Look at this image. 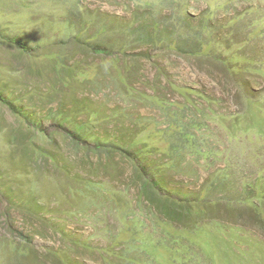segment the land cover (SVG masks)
Listing matches in <instances>:
<instances>
[{"label": "rangeland", "instance_id": "obj_1", "mask_svg": "<svg viewBox=\"0 0 264 264\" xmlns=\"http://www.w3.org/2000/svg\"><path fill=\"white\" fill-rule=\"evenodd\" d=\"M64 263L264 264V0H0V264Z\"/></svg>", "mask_w": 264, "mask_h": 264}, {"label": "trees", "instance_id": "obj_2", "mask_svg": "<svg viewBox=\"0 0 264 264\" xmlns=\"http://www.w3.org/2000/svg\"><path fill=\"white\" fill-rule=\"evenodd\" d=\"M83 124L81 126H75L76 131H68L65 133L66 136H69L71 139L75 140L76 144H87L84 137H82V132L86 125ZM64 135V136H65ZM126 148H118L112 149L117 152H121L120 156L125 155L126 160L128 159V162L131 164L132 172L135 176L134 182L136 187L139 190V194L145 198V201L148 205V209L151 210V208L156 209L160 214L164 215L167 218H178V219H186L198 212V209H196V205L192 207H186L184 204L180 205L179 203L174 204L168 200V198L163 199V195H158L159 193H156L155 188L161 187L163 181L159 179H155L154 172L150 171L148 173L147 165L146 163L149 160L148 156L150 155L151 151L147 149L146 144H142L139 146L140 140L136 137H131L126 140ZM100 148H105L103 142L98 141V145L94 146V152L97 150L100 151ZM178 146H173L170 148V152L173 150H176ZM51 161V159H50ZM145 164V165H144ZM171 165V164H169ZM152 173V176H150ZM150 174V175H149ZM163 199V200H161ZM151 207V208H150ZM109 253V250H105ZM66 264V263H64Z\"/></svg>", "mask_w": 264, "mask_h": 264}]
</instances>
